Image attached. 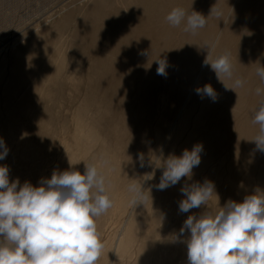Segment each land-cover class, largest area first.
I'll list each match as a JSON object with an SVG mask.
<instances>
[{"label": "bare ground", "instance_id": "bare-ground-1", "mask_svg": "<svg viewBox=\"0 0 264 264\" xmlns=\"http://www.w3.org/2000/svg\"><path fill=\"white\" fill-rule=\"evenodd\" d=\"M175 7H181L188 13L196 11L202 14L207 18L205 27L192 33L184 31L185 23L180 26L170 25L166 16ZM87 11L85 16L77 21V30L71 44L75 48L74 51L86 50L87 58L91 59L85 71L84 89L87 91V97L84 105L91 109L100 104L103 110L98 113L100 115L90 127L88 124L85 127L81 120L77 132L83 133L84 130L85 133H94L95 136L92 135L91 139L100 136H103L105 141L114 139L112 141L115 142L116 151L108 147L103 150L105 155L102 159L108 168H105L103 163L98 167L106 178L107 192L112 200L118 198L119 191L124 189L127 191L131 183L142 184L147 195L144 200L146 205L143 204L144 201L140 208L139 205H132L133 212L137 207L138 212L131 214L121 246L126 249L135 240L144 225L145 212L150 201H153L155 204L153 209H156L155 212L152 211L151 221L160 216L164 218L162 222H167L169 218L176 216L180 230L187 217L192 215L176 208L177 201L185 198L181 192L182 187L191 186L196 182L201 185L206 181L212 182L217 196L213 194L208 209L213 213L230 200L242 202L246 196L254 194L257 190L264 191V172L259 173V178H256L257 171L264 166V153L256 150L253 139L258 133L259 126L252 122L255 110L262 99L255 90L257 87H264L256 73L258 64L264 66V0H99ZM61 25L55 27L56 32L53 31L58 35L54 33L55 36L51 37L52 40L55 38L56 42L64 30ZM46 35L45 37L39 35L40 37L35 40L33 38L28 44L30 50L28 57L31 59L28 66L25 67L26 63L22 59L16 61L15 78L18 81H26L37 75L39 85L46 80L49 82L50 79L60 86L61 83L64 85L62 80L66 78L65 61L60 63L56 72L53 71V66L58 61L57 49H53L57 47L54 46L56 43L51 45L54 40L49 44L52 47L48 46L53 56L43 63L44 55L39 47L51 42L50 36ZM206 44L214 45L210 49L213 58L218 54L230 53L233 79H243L242 87L236 88L235 91L226 88L224 83L231 87L233 81L224 79V83L221 82L211 66L204 64L205 57L209 54ZM159 57L167 59L166 76L157 74L158 64L155 60ZM76 64L74 69L78 71L81 66L78 67ZM206 84L213 87L217 98L213 101L206 95L202 106L196 107V98L191 100L190 94ZM11 89L13 90L11 87L5 89V103L10 107L7 114L8 124L16 122L19 118V113L15 111L19 104L14 103ZM160 91L167 96L161 101L157 99ZM36 94L37 90L34 92V95ZM29 95L32 96V93ZM33 115L39 119L40 111L35 110ZM107 119L109 124L106 126L104 122ZM34 127L31 131H25V135L31 137L29 139L33 143L43 138V133H40V130L36 131ZM108 127L110 128L107 129ZM113 129V134H110ZM75 136L78 137V134ZM77 137L74 141L79 146L86 136L83 141ZM151 139L156 148H154L156 152L153 150L152 153L155 159L154 162L151 161L153 164L148 162L149 167L145 168L151 149ZM85 142L81 148L91 144L89 141ZM197 144L202 145L201 160L199 165L193 168L191 177H183L176 185L159 190L157 185L160 179L155 175L157 174L155 170L151 169H155L156 159L163 156L164 148L167 147V155L165 153L166 157L159 160L162 162L161 166L157 167L156 164V170L159 168L162 172L164 160L172 155L180 156L185 149L190 151ZM35 150L32 159L38 157V151ZM89 151L87 150L86 154H89ZM114 153L120 154L123 162L126 161L125 164L118 163L120 156L116 157L118 158L116 162L113 159ZM224 153L226 157L221 159ZM73 156L69 162L70 169L77 170L75 161L79 164L80 157L76 160L74 159L76 156ZM218 160L220 166L214 168ZM147 191H150L149 194ZM119 197L118 205L121 209L131 202L132 193L129 192L127 197L124 194ZM219 199L222 201L217 205ZM108 211L100 217L108 216ZM99 218L96 220L97 226ZM168 227L169 233L177 237L178 233ZM184 234L189 235L187 231ZM143 242L150 247L154 246L146 239ZM142 260L139 263L144 264L146 261ZM158 262L156 264H160Z\"/></svg>", "mask_w": 264, "mask_h": 264}, {"label": "clouds", "instance_id": "clouds-1", "mask_svg": "<svg viewBox=\"0 0 264 264\" xmlns=\"http://www.w3.org/2000/svg\"><path fill=\"white\" fill-rule=\"evenodd\" d=\"M166 20L172 26L185 23L184 31L192 33L207 23L202 14L188 13L181 7L173 8ZM205 47L209 54L204 64L211 66L221 82L233 81L231 87L224 83L225 87L234 91L242 87L243 79H233L230 53L213 58L210 49L214 45ZM155 61L157 74L166 76L167 59L159 57ZM256 73L264 84V66L258 64ZM196 91L213 101L217 98L210 84ZM255 91L262 99L252 121L259 126L253 141L256 150L264 153V87ZM8 151L0 139V160ZM201 152L202 145L197 144L180 156L164 160L157 188L164 190L183 177L190 178L200 163ZM128 190L133 205L147 198L142 184L131 183ZM181 192L185 198L179 202V210L183 213L207 208L210 198L216 195L210 181L182 187ZM112 205L106 178L95 163L86 164L83 174L72 169L53 172L40 186L29 182L20 185L18 179L10 182L8 167L0 166V264H98L104 244L96 220ZM186 231L187 264H264V191L257 190L242 202L230 200L215 213L207 210L200 216L189 215L177 238Z\"/></svg>", "mask_w": 264, "mask_h": 264}, {"label": "rangeland", "instance_id": "rangeland-1", "mask_svg": "<svg viewBox=\"0 0 264 264\" xmlns=\"http://www.w3.org/2000/svg\"><path fill=\"white\" fill-rule=\"evenodd\" d=\"M98 1L99 0H0V139H3L5 145L9 149L7 156L3 160H0V166L8 167L10 182L18 179L20 185H23L25 182H29L33 186H40V182L43 179L51 178L53 172L59 173L62 172V170H70L71 167L69 162L73 159V155L76 156V158H74L76 160L80 157L79 164L77 161H75V169L79 170V172L81 170V174H83L86 164H91L92 162L95 163L97 167H101L104 164V159H102L103 155H105L103 153L104 148L108 147L116 151V149H114L115 142L112 141L114 139H110L111 141H105L103 139V136L100 135V139H96V137H92L91 139V136L94 135V133H85L84 130H82L83 133L77 132L81 120L84 122L81 123H83L85 127H90L92 126L94 120L97 119V117L100 115L98 113L103 110V107L100 104H97L96 107H92L91 109H89V107H85L84 105L86 102L85 99L87 97V91L84 89L85 71L88 67L87 65L91 63V59L87 58L86 50L74 51L75 48L71 44V42L73 43L74 35L77 30V21L81 20V18H83L88 12L87 10H89L90 7L95 5V3H97ZM64 22L65 24H63ZM61 23L63 26L61 25ZM58 25H61L64 30L59 34L58 42H56L55 38L53 39L54 41L52 40V38L55 36L54 33L56 32V30L54 29L59 27ZM66 25L67 27H65ZM97 26H99V24ZM42 32L44 35L42 34ZM39 35H42L44 37L45 35L46 37L50 36L49 38L51 41L47 45H41L39 47V50H41L44 55L43 63H45V61L47 62L48 58L53 56V53L51 50L49 51V48L52 47L55 43L56 44L54 46L57 47L53 49H57L56 54L58 57V61L54 64L53 71H57L61 62H66H64V75H66L65 77L67 79L63 78L64 80L62 81L64 85H62L61 83L60 86L59 83H56L53 80L51 81V79L49 80V82L46 80V82H43L39 85L38 83L40 82L37 75L30 77V79L26 81H18L15 78L16 61L22 59V61L26 63L25 67L28 66L29 63H31V59L29 58L30 53H28L30 52L28 44L33 41V38L34 40L37 39ZM52 41L53 44H51ZM49 44H51L52 46ZM75 64L78 65V67L79 65L81 66L78 71L74 69ZM68 77L70 78V81ZM6 87L13 88V90H11L14 95V103L19 104L18 107H15V111L19 113V118H17L16 122H13L12 124H8L9 122L7 121V114L10 107H7V104L5 103ZM202 88L203 86L201 87V89ZM36 90L37 94L34 95V92H36ZM29 93H32V96H30ZM28 96L31 98H29ZM164 97L165 95L163 93L161 94V91L157 94V99L159 98V101L165 99L167 96L165 98ZM190 97L191 100L196 98V107H201L204 99L206 98V95L198 94L195 89L190 94ZM129 99H127L126 103L129 102ZM159 107H161V105H159ZM35 110L40 111V118L42 117V119H36L34 117L33 113ZM81 111H83V113ZM86 111L87 113H85ZM158 113L160 112L158 111ZM104 124L106 126L107 124H109L108 119L105 120ZM34 126H36V128ZM33 127L36 131L40 130V133H43L42 139L40 138L34 141V143L36 142L37 145L34 144L31 139H29L31 137L25 135V131H31L33 130ZM46 127L50 128L47 129ZM109 128L110 127H108L107 129ZM113 131L114 129L110 134H113ZM74 134H78V137ZM186 135L187 134L185 133L184 137H186ZM84 136H88V140L86 139V137L85 139H83ZM76 137L78 139H81V141H89L91 142V144L84 146V148H81V146L84 145V141L81 142L79 146H77V143L74 141ZM93 139H95L96 141H94ZM91 140H93L94 143ZM37 141L39 143H37ZM102 141L104 143L106 142L105 145H101V143H103ZM152 141L153 139H151L150 141L151 149L149 156H151H148L145 168L149 167L148 162H150V164H153V159H155V156L153 157L154 154H152L155 145ZM34 146L37 148H34ZM27 147L30 153H27ZM86 147L88 151L91 149L88 152L89 154H86ZM88 147H90V149ZM80 148L81 150L79 152ZM34 150L38 151V157L36 159H32L34 156ZM174 150L175 149H173V152ZM73 151H76V153ZM167 151V147L164 148L162 157H164L165 153L167 155ZM154 152L156 151L154 150ZM25 153L28 156L25 155ZM76 154L79 156H77ZM114 154L115 158L113 159H115L116 162L118 160V158L116 157L120 156L118 163L122 162L125 164L126 161L124 160L123 162L122 156L120 154ZM82 157L84 158L82 159ZM162 157H157V167L161 166L160 163L162 162L160 161L163 160L166 156L164 158ZM225 157L226 154L224 153L220 158L224 159ZM156 164L154 167L155 169L151 170H155V173H157L155 175H157V178L160 179L162 176V171L159 168L158 170L160 172L156 170ZM217 165L220 166L219 160L215 163L214 168H217ZM103 166H105V168H108V166L105 164ZM64 167L66 169H64ZM123 167L125 168V166ZM263 168L264 166L259 169L260 172L259 170L257 171L258 176L256 175V178H259V173L264 172ZM221 173L222 176H224L223 170ZM158 174L160 177H158ZM197 183L198 182H196L195 184ZM125 191L126 189L121 192L119 191L118 198L116 197L112 200L113 205L108 211V216L99 218V224L97 227L100 238L104 244V249L100 259L98 260V264H141L139 262H141L142 258V261H146L143 262L144 264H156L158 261V263L160 264H187V245L184 241L187 239L188 234H184L183 237L177 238L180 230L178 229L179 222L176 216H174L172 219H168L167 222H169V225H167V222H162L164 218H161L160 216L155 217L156 219L154 221H151L150 216H152V213L156 210L153 209L155 208V204L153 203V201H150L148 204V208L146 209L144 217V225L138 232V235L136 236L131 246H129L130 248L128 247L125 249L121 246V240H124L126 236L124 231L127 226V222L135 212H138V207L133 212L132 202H128L126 204L127 207H121L120 209V206L118 205L120 200L119 195L122 196L124 194L127 197V194L129 192H127L128 190L126 192ZM211 200L212 197L210 199V202H212ZM220 201L222 200L219 199L217 205H219ZM179 202L177 201L176 203L177 210L179 209ZM143 204L146 205L145 201ZM138 205L140 208V204ZM208 206L209 204L207 205V209L205 206H201L200 208L191 209L189 212L192 215L200 216L205 211L209 210ZM123 208H125L126 210ZM168 226L171 227V230L173 232L178 233L177 237L174 235L172 236L169 233L170 228ZM164 227L166 228V230ZM145 239L150 244H154V246L150 247L149 245H145L143 242ZM170 253L172 254L170 255ZM145 254L147 255V257Z\"/></svg>", "mask_w": 264, "mask_h": 264}]
</instances>
